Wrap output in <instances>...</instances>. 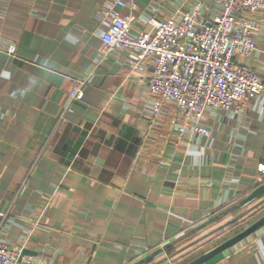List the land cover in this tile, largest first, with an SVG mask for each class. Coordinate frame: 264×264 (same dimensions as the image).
Returning <instances> with one entry per match:
<instances>
[{
	"label": "crops",
	"instance_id": "crops-1",
	"mask_svg": "<svg viewBox=\"0 0 264 264\" xmlns=\"http://www.w3.org/2000/svg\"><path fill=\"white\" fill-rule=\"evenodd\" d=\"M104 1L0 0V241L26 236L24 255L45 264H135L158 251L152 262L189 264L264 215V193L247 202L264 184V92L240 115L206 110L207 136L171 103L156 115L150 64L132 73L126 52L100 61ZM126 1L133 36L202 2ZM253 20L255 49L234 63L264 83V14ZM79 80L83 98L69 102ZM205 264H264V226Z\"/></svg>",
	"mask_w": 264,
	"mask_h": 264
},
{
	"label": "built area",
	"instance_id": "built-area-1",
	"mask_svg": "<svg viewBox=\"0 0 264 264\" xmlns=\"http://www.w3.org/2000/svg\"><path fill=\"white\" fill-rule=\"evenodd\" d=\"M208 4L219 7L220 13L209 17ZM126 5V0H105L101 5L98 19L108 25L100 61L126 52L132 73H142L150 64L148 90L159 100L156 115L160 104L171 103L181 112L184 127L207 136L208 131L197 126L206 110L240 115L264 92L263 81L250 67L234 63L236 56L255 49L258 24L253 16L264 14V0H202L166 20L151 22L149 32L136 36L130 31L131 18L121 13ZM7 52L13 55L15 48ZM85 83L76 81L69 102L82 100ZM258 173L264 182V163L258 165ZM26 242V236L20 237L19 245L0 241V264H45L23 254Z\"/></svg>",
	"mask_w": 264,
	"mask_h": 264
},
{
	"label": "water",
	"instance_id": "water-1",
	"mask_svg": "<svg viewBox=\"0 0 264 264\" xmlns=\"http://www.w3.org/2000/svg\"><path fill=\"white\" fill-rule=\"evenodd\" d=\"M263 193H264V184L261 185L259 188H257L251 194V196H249V198L247 199V202L252 201L257 196L262 195ZM263 226H264V215L262 217H260L259 219H257L255 222H253L250 226H248L242 232L238 233L237 235L233 236L229 240L220 244L218 247L214 248L213 250H211V251L205 253L204 255L198 257L197 259L190 262L189 264H205L206 262H208L209 260H211L212 258L217 256L218 254L226 251L227 249L236 245L237 243H239L240 241H242L243 239H245L249 235L255 233L256 231H258ZM25 253L26 252H23V254H25ZM159 255H160V251L155 252L151 256H147L135 264H163V261L152 262V260Z\"/></svg>",
	"mask_w": 264,
	"mask_h": 264
},
{
	"label": "rangeland",
	"instance_id": "rangeland-1",
	"mask_svg": "<svg viewBox=\"0 0 264 264\" xmlns=\"http://www.w3.org/2000/svg\"><path fill=\"white\" fill-rule=\"evenodd\" d=\"M262 210L263 209L261 206H256V209L251 212V214H250L251 217H249V218L250 219H254V218L256 219V217H260V215L264 212V211L262 212ZM235 219L232 218L230 220L228 219V221L226 220L225 221L226 223H224L225 225H223L221 227V229L214 231L213 234H215V236L220 235L221 233H222V235H226V234L231 233L232 231L238 230V228H241L242 226H244L246 224V222L242 221V219H243L242 217L240 219H236V220Z\"/></svg>",
	"mask_w": 264,
	"mask_h": 264
}]
</instances>
